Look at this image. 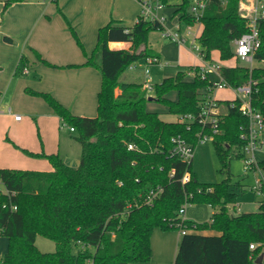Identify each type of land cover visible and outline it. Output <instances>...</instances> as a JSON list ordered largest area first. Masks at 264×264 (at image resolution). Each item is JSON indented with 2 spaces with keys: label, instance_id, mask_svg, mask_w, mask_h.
I'll return each mask as SVG.
<instances>
[{
  "label": "trees",
  "instance_id": "1",
  "mask_svg": "<svg viewBox=\"0 0 264 264\" xmlns=\"http://www.w3.org/2000/svg\"><path fill=\"white\" fill-rule=\"evenodd\" d=\"M12 1L22 0H8L5 7ZM171 2L164 0L174 7L173 16L180 23L201 24L199 43L206 59L215 60L217 52L221 62L234 60V40L249 31L242 0H206L199 18L190 11L193 0ZM161 28L159 22L140 15L132 25L111 18L99 28L96 48L86 61L97 65L102 74L96 116L75 115L51 93L36 92L47 99L63 125L74 128L73 138L81 144L82 154L78 167L66 164L57 153L28 152L47 158L52 169L0 168V235L8 238L0 264L148 263L156 227L185 231L175 264H264V259L257 262L264 254V202L255 212H238V197L246 189L240 181H232L230 172L231 159L243 157L246 143L241 127L248 125V119L239 103L231 107V99H219L221 132L212 141L220 171L228 176L204 183L192 161L171 153L172 138L178 135L196 147L202 125L195 121L188 129L187 123L164 120L148 106L158 102L172 116L198 115L211 86L209 78L189 77L190 66L154 85L152 94L142 83L120 80L140 59H160L149 45V33ZM259 28L262 46L256 57L264 59V20ZM110 42H126L130 48L112 49ZM220 73L232 86L251 80L252 104L264 115V67L250 69L235 62L223 64ZM259 167L264 175V160ZM186 174L190 178L184 182ZM195 202L216 208L210 221L181 216L180 208ZM37 235L52 239L55 250L41 251Z\"/></svg>",
  "mask_w": 264,
  "mask_h": 264
},
{
  "label": "rangeland",
  "instance_id": "2",
  "mask_svg": "<svg viewBox=\"0 0 264 264\" xmlns=\"http://www.w3.org/2000/svg\"><path fill=\"white\" fill-rule=\"evenodd\" d=\"M7 1L8 0H0V36L6 45L12 46L14 48L18 46L19 41L21 42L20 62L18 68L16 69V78H19L24 83V80L26 81L27 76L23 75L20 69L22 67H28V69L31 71V76L29 75V78L31 80L35 79V82H39L41 81L40 78L44 73L37 66L41 65L40 63L45 65L46 62L43 63L38 59L35 51L31 48V45L34 40L44 34L45 24L43 22H39L38 19L29 20L18 17L22 13V6H24L23 4H29V2L33 0L12 1L7 5V7H5ZM47 1L50 2V0ZM136 2L141 5L140 0H136ZM174 3H176V1L172 0L171 4ZM254 3L255 0H242V13H251ZM173 10V6H166L163 10H161V16L166 17L164 22L166 28L152 30L149 33V45L160 54V62H154L147 65L145 59H140L135 63L137 69H127L121 75L122 77L120 80H123L126 76L137 77L136 81L145 84L147 79L144 77L143 72L145 71V68H148L150 71L148 82L154 86L157 83H160L164 78L176 77L179 70H185L187 68V64L195 62L194 57L189 54L187 50L190 46V43L192 42V36H187V40L183 44H179L176 41L164 38L162 36V32L166 31L165 29L173 30L180 22L178 16H173ZM61 17L64 21V24L66 25L65 32L67 33V38L70 39L69 42L76 43L82 53L85 54L86 48L84 47L78 32V27L69 20L70 26L67 23L65 17L62 15ZM137 19L138 18L135 16V14L127 18V20H129L131 23L136 22ZM181 25L184 31L185 24L181 22ZM199 27H201V24L197 23L196 28ZM74 30L77 37L82 42L83 48L78 44ZM9 33L12 35V37H14V41L6 40L5 34ZM61 36L64 39L66 34L63 33ZM55 37L60 38V35ZM96 45L97 40L94 46L91 48L89 53L90 55L95 50ZM124 48L129 49L130 44L126 45ZM0 52H3V49H0ZM255 64L261 65L257 63ZM46 65L57 68L54 70L61 72L60 80L62 82V87L67 90V98L71 103V107H68L70 111H73L75 108L78 109L79 112H85L94 115L97 114L98 94L96 90H94V86H92L91 91H89L88 87L86 86L87 83L95 82L94 76H92V74L95 75L94 72H96L98 81H100L101 85L102 74L100 68L97 65L86 64V62L69 66H54L50 64ZM69 68H85L89 69V71H85L83 69L84 72L78 71L77 74L71 76L67 71ZM13 69L15 71V67L10 68L9 64H6L3 68H1L0 81L4 80L5 74L9 71L11 73ZM213 77H216V75L213 74ZM6 82L2 81L1 83L4 84ZM36 92L39 91H34L28 86L23 88V94L12 95L10 93L6 94L0 92V160L4 158H10V156L13 154L21 156H23V154H29L28 152L30 151L27 148L22 147L16 142V137L21 141L23 140L27 144L40 145L43 147L42 152L45 154L55 151L56 153H59V155L63 157L65 161H67L66 163L68 165L71 167H78L82 154V147L81 144L73 138V135H75L76 132L71 131V125H61L59 123L58 115L47 99L36 94ZM75 92L76 97H74ZM43 93H48V91ZM152 93L153 92H150V94ZM214 95L221 99H232L234 97L233 91L230 88L218 90ZM176 96L177 95L175 92L171 94L173 99H175ZM31 97H39L41 100L43 99L48 110L50 108L52 117H48L47 115L44 116L42 114L44 110L41 108L35 109L29 106L26 102V98ZM8 104L11 107V110H5V106L7 108ZM148 109L159 111L161 113L162 119L164 120L174 119V116L168 114L166 112V107L161 103L151 102L148 106ZM17 116H19L18 119ZM17 122H20V124H16ZM256 158L257 161L264 160V146L257 150ZM44 160V162H46L48 165V168L51 169L52 164L50 161L47 158H44ZM192 166L193 170L198 176V179L204 183L221 182L228 176L227 173L220 171L221 162L215 150L213 141H207L205 143L201 142L196 145ZM230 172L232 174V181H240L246 189V191L241 193L238 197V202L236 204L237 211H257L259 208L258 201L262 199V196L255 192L253 186L257 181L262 179V173L260 170L246 171L243 157H236L231 159ZM0 186L3 188L2 185ZM230 208L233 211V207L231 206ZM215 211L216 208H214L209 203L195 202L188 204L185 214H182L181 216L183 218L192 219L195 222L203 223L210 221ZM1 236L2 235H0V237ZM181 236V230L178 228L162 229L160 227H156L152 233L151 261L149 263L131 264H175V256ZM2 245H4V240L0 241L1 250ZM36 245L43 252H52L56 248L55 242L43 235H37Z\"/></svg>",
  "mask_w": 264,
  "mask_h": 264
},
{
  "label": "crops",
  "instance_id": "3",
  "mask_svg": "<svg viewBox=\"0 0 264 264\" xmlns=\"http://www.w3.org/2000/svg\"><path fill=\"white\" fill-rule=\"evenodd\" d=\"M176 1V0H175ZM56 2V3H54ZM22 13L18 16L21 19L36 20L43 22L45 24L44 34L39 36L36 40L33 41L31 48L35 51L39 60L43 63L56 66H69L75 64L85 63L90 55L91 48L94 46L97 37L98 30L100 27L107 24L111 18L121 21L123 24L132 25L135 22L131 23L127 18L131 17L133 14L138 18L141 13V5L136 2V0H33L29 4H23ZM58 6V7H57ZM131 7V8H130ZM65 17L66 20H70L74 25L78 27V32L86 48V54L82 53L80 48L74 42H69L70 39L67 38V33L65 32L66 25L61 17ZM69 21V22H70ZM55 24V25H54ZM195 30L200 34L202 26L196 28ZM8 33V32H7ZM66 34V37L63 39L62 34ZM60 35V38L55 36ZM5 36L10 37L14 41V37L9 34ZM8 40V39H6ZM8 40V41H12ZM129 43L126 42H110L109 46L112 49L124 48ZM0 49H3V52H0V69L3 68L6 64L10 65V68L15 67L14 69L5 74V79L0 81V92L14 94H23L24 87H30L34 91L51 93L55 98H57L64 106L71 107V103L67 98V90L62 87V82L60 80L61 72L54 70L53 68L47 66L46 64L38 65L37 67L41 69L44 73L40 78L41 81L35 82L36 80H31L29 75L31 74L30 69L22 67L20 70L23 75L27 76L24 83L16 78V69L19 66L20 62V51H21V42L17 47L8 46L2 40L0 36ZM188 53L194 57L195 62L187 64V68L190 66H195L200 64V60L197 55L192 52L189 48L187 49ZM160 55V54H159ZM35 57V56H34ZM41 57V58H40ZM213 57L215 60H218L219 54L214 52ZM217 57V59H216ZM28 59V58H27ZM36 59V58H35ZM36 61V60H35ZM221 62V61H220ZM222 64H234L235 60L228 62H221ZM27 72H24V70ZM89 71L85 68H69L67 71L71 76L79 72ZM130 69V70H136ZM77 71V72H75ZM92 72V71H90ZM94 81L93 83H87L88 90L91 91L92 86L96 90L97 94L101 89L100 81L96 72H94ZM144 77L146 78L145 71L143 72ZM31 76V75H30ZM45 76V77H44ZM122 77V76H121ZM120 77V78H121ZM44 78V81H43ZM137 77H128L126 76L123 80L124 82H137ZM8 80V81H7ZM2 81L6 83H1ZM144 84V83H142ZM7 88V89H6ZM216 96V95H215ZM74 97H76V92ZM217 97V96H216ZM218 98V97H217ZM221 99V98H218ZM223 100V99H222ZM26 102L29 106L33 108H41L43 115L52 117V112L49 108L46 107L44 100L39 97L26 98ZM98 107V104H97ZM11 110L9 104L5 110ZM72 109V108H71ZM76 115L79 116H96L94 114H88L85 112H79L78 109H73ZM73 111H71L73 113ZM73 113V114H74ZM81 114V115H80ZM59 117V116H58ZM53 119V118H52ZM172 120V119H170ZM59 123L62 124V120L59 117ZM16 124H20L17 122ZM73 132V131H72ZM16 142L24 148H27L30 152L33 153H43L40 145L37 144H27L23 140L15 137ZM52 153H56L52 151ZM51 154V153H47ZM59 154V153H57ZM63 158V157H62ZM64 160V158H63ZM44 158L28 155H17L13 154L10 158H4L0 160V168H13V169H32V170H51L48 168ZM66 163L67 161L64 160ZM67 164V163H66ZM261 200L258 201L260 206ZM204 234H213L214 231H204ZM5 237V238H4ZM0 241L4 240V245H2V250L0 251V256H2L8 248V238L6 236H1ZM264 259V258H263ZM263 261V260H262ZM149 263V262H148Z\"/></svg>",
  "mask_w": 264,
  "mask_h": 264
},
{
  "label": "built area",
  "instance_id": "4",
  "mask_svg": "<svg viewBox=\"0 0 264 264\" xmlns=\"http://www.w3.org/2000/svg\"><path fill=\"white\" fill-rule=\"evenodd\" d=\"M141 2V13L140 16L145 20L157 21L163 28L165 16H161L160 11L166 7L164 0H140ZM206 0H193L190 7V11L197 18H199L205 8ZM249 17V31L242 34L240 37L234 40V60L238 63L249 67L250 69L262 66L264 67V59H257L256 54L262 46V38L260 34L259 21L264 20V0H255L252 6L251 13L245 14ZM162 32L164 38L178 42L179 44L185 43L187 36H192V42L190 43L189 49L194 52L200 60L199 65L193 66L192 69L188 70V76H200L202 79H208L211 82L209 92L206 98L202 102V108L198 115L184 114L174 116L173 121L187 123V128L190 129L191 123L198 121L202 125V132L198 133V143H205L212 141L215 134L221 132L220 119L222 113V104L219 99L214 95L216 91L230 88L233 91L234 97L231 99V107H235L237 102L239 103L240 112L248 119V125L241 127L242 133L241 138L245 140V146L243 147V160L246 171L249 170H260L262 173V179L257 181L253 186L255 192L262 196L261 202H264V175L263 171L259 167V161L256 158V152L264 146V115L256 109L252 104V81H248L245 84L239 86L230 85L220 73V68L223 65L218 60H208L205 58V53L202 46L199 43V33L195 30L192 25H185L183 31L182 25L179 22L176 28L173 30L165 29ZM145 61L150 63H159L160 59L157 57H147ZM261 64V65H256ZM137 66L132 64L129 69H135ZM24 72H27L25 69ZM149 69L145 68L146 82L144 87L149 92L153 90L149 80ZM213 74L216 77H213ZM19 116H17V119ZM71 131L74 128L71 127ZM173 149L172 155H176L181 159L189 162L193 160L195 147L184 137L178 135L172 138ZM134 145L130 144L129 149H133ZM190 178L189 174H186L183 181H188ZM2 187L0 186V190ZM201 191V190H200ZM188 203L180 208V214H185ZM181 233H185L184 230ZM251 249H254V244L250 245Z\"/></svg>",
  "mask_w": 264,
  "mask_h": 264
},
{
  "label": "water",
  "instance_id": "5",
  "mask_svg": "<svg viewBox=\"0 0 264 264\" xmlns=\"http://www.w3.org/2000/svg\"><path fill=\"white\" fill-rule=\"evenodd\" d=\"M149 99L151 100L152 97H149ZM263 258H264V254L262 253V254L259 256V258L257 259V262H258V263L262 262Z\"/></svg>",
  "mask_w": 264,
  "mask_h": 264
}]
</instances>
